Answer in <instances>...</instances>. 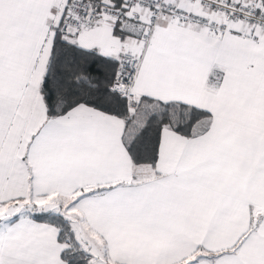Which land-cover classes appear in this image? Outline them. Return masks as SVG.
I'll return each instance as SVG.
<instances>
[{"label":"snow or ice","instance_id":"6c2138e0","mask_svg":"<svg viewBox=\"0 0 264 264\" xmlns=\"http://www.w3.org/2000/svg\"><path fill=\"white\" fill-rule=\"evenodd\" d=\"M0 264H264V0H0Z\"/></svg>","mask_w":264,"mask_h":264}]
</instances>
